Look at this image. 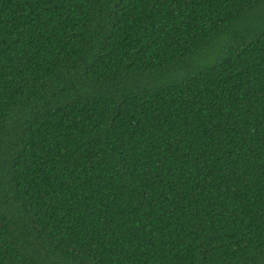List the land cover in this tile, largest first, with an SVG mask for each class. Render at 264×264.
<instances>
[{"label": "trees", "instance_id": "obj_1", "mask_svg": "<svg viewBox=\"0 0 264 264\" xmlns=\"http://www.w3.org/2000/svg\"><path fill=\"white\" fill-rule=\"evenodd\" d=\"M0 264H264V0H0Z\"/></svg>", "mask_w": 264, "mask_h": 264}]
</instances>
